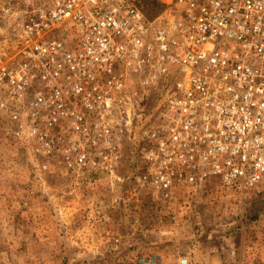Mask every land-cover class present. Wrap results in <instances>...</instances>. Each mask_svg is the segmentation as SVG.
Instances as JSON below:
<instances>
[{
    "label": "built area",
    "instance_id": "1",
    "mask_svg": "<svg viewBox=\"0 0 264 264\" xmlns=\"http://www.w3.org/2000/svg\"><path fill=\"white\" fill-rule=\"evenodd\" d=\"M156 1L0 0V169L57 219L100 180L126 223L206 183L264 197V0Z\"/></svg>",
    "mask_w": 264,
    "mask_h": 264
},
{
    "label": "rangeland",
    "instance_id": "2",
    "mask_svg": "<svg viewBox=\"0 0 264 264\" xmlns=\"http://www.w3.org/2000/svg\"><path fill=\"white\" fill-rule=\"evenodd\" d=\"M148 1L145 0L144 2L148 14H154L160 10H153L148 5ZM131 158L134 157L131 156ZM59 182V180L55 181L54 185L59 187ZM35 185L26 173L19 174V172L14 171L10 174H4L0 169V210L3 209V206L8 207V203L13 205V209L8 207L11 211H6L7 213L4 214L0 212V264H82V262L89 264H119L113 254L118 246L113 244V238L118 236L117 233L126 236L130 232H133L134 235L139 232L145 233V235L150 234V228L145 225L148 222L147 219L151 220L149 217L161 223H200L199 226L195 224L193 228L199 235L205 234V236L197 238L200 252L213 251L215 244L216 246L225 245V240L213 238V234L210 236L212 228L209 226L210 224H205L246 223L243 226L242 242L239 247V251L244 256L242 262L243 264H264V197L262 196L247 193L243 197L216 183H206L204 186L196 188L188 187L173 198L169 209L155 210V208H152L151 215H148L145 212L146 210L144 211L140 207L132 214L139 218L140 223H128L127 233L123 231V233H119L115 223H92V220L89 223H77L79 220H84L91 210L94 214H100L94 206H88L92 202L88 199L98 198V203L105 201L109 192L106 189V181L100 180L90 190V197L82 196L76 199L78 201L75 204L71 203L74 206L73 212H62L61 219L55 217L59 215L58 213L45 207V210L48 209L51 213L44 212L41 223H31L32 219L29 217L32 215V206L36 204V201L32 202V197L37 192L34 191ZM25 191L30 192V197L26 200L27 202L22 203ZM155 202L157 203L158 200ZM95 203H92V205H95ZM127 208L126 206L125 210L118 209L122 213L120 223L124 222V219L130 218L129 214L131 213ZM20 209L21 211H18ZM118 210L110 212V209H104L103 211L107 212L105 214L108 216V221H111L118 219V217L114 218V213L116 215ZM66 211L69 212L71 209H66ZM2 215L6 216L9 223L1 222ZM18 218L21 221H26V223H19ZM67 220H69V223ZM42 221H45V223H42ZM99 226H104L106 232L100 233L102 230ZM101 235L107 238L105 244L90 243L94 248L88 249L87 247L90 246L86 245V242H91L93 237ZM239 236L238 238L241 240ZM172 246H174V249L181 247L180 256L185 257V250L191 247L189 244L183 243ZM100 252L102 253L98 254ZM86 253L93 256L91 261L85 259ZM77 254L78 256H76ZM221 255L224 256L222 253ZM225 259H222L223 262L216 264H227V261H224ZM125 262L123 264H134L131 254Z\"/></svg>",
    "mask_w": 264,
    "mask_h": 264
},
{
    "label": "crops",
    "instance_id": "3",
    "mask_svg": "<svg viewBox=\"0 0 264 264\" xmlns=\"http://www.w3.org/2000/svg\"><path fill=\"white\" fill-rule=\"evenodd\" d=\"M54 177H51L49 179V184L54 185L55 181H58L59 178L57 175H53ZM37 191L38 193V188L35 185L34 191ZM34 193V197H32V202L36 201V204L32 206V215L29 217L32 219L31 223H41V220H43L44 217V212L46 213H51V211L45 210L46 208L44 207L43 203L41 202V196L40 194ZM99 195V193H98ZM84 197H90V192H87V194L84 195ZM81 198V197H80ZM88 200H91V204H88V206H94L96 211L101 214H105L107 212H104L102 207L98 205V198L93 199L89 198ZM151 200V199H150ZM150 200L146 199L144 201V205L147 206ZM78 201V200H77ZM76 200L72 201V204H75L77 202ZM87 201V200H86ZM95 203V205H92V203ZM98 203V204H97ZM6 205V204H5ZM8 207L13 209V205H10V203L7 204ZM72 206V205H71ZM6 206H3V209L0 210L2 214H4L6 211H11ZM44 207V208H43ZM73 207H71V211H65L64 213H72L73 212ZM146 208V207H145ZM70 210V209H67ZM125 210V209H123ZM18 211H21L18 210ZM76 211V210H75ZM116 212L117 214L115 215L114 213V218L118 217L116 220H111V221H102L99 217V215L94 214L91 211H89L85 217L84 220H79L77 223H89L92 220V223H115L116 229L119 231V233L126 232L127 233V228L129 227L128 223H125L126 220L124 219V222H119L121 218L120 215H122L121 212ZM114 212V211H110ZM109 212V213H110ZM146 214L151 215L152 211H145ZM7 213V212H6ZM106 215V214H105ZM21 217V215H20ZM56 217V216H55ZM151 220H148V222L145 223L147 228H150V234L145 235V233H137L136 235L129 237L126 236L125 234H118L117 235L120 237L119 244L116 248V251L113 253L114 258L119 261V264L126 263L125 261L128 260L129 255L131 254L132 259L133 256L137 251L140 249L144 250H156L158 251L162 257L164 262L169 264H177V260L181 254V247L175 248L172 245H181L183 244H189L191 247L188 248V250H185L186 257L188 258V264H201V263H207V264H216L218 262H223L222 259L226 258L224 261H227V264H243V253L239 251L240 243L242 242V233H243V226L246 223H208L205 225L211 226V234H213V238H218V240L223 239L225 240V245L220 244L216 246L215 244V249L210 252H200L198 250V241L197 238L205 236L204 235H199L195 230L193 229L195 227V224L199 226L198 223H161L159 221H156L155 219H152L149 217ZM20 221V222H19ZM2 223H9V220L6 219L5 215H2ZM19 223H26V221H21V219L18 218ZM69 223V220H67ZM42 223H45V221ZM204 225V224H203ZM100 227V226H99ZM207 229V228H206ZM100 230H102L100 233H104L105 227L101 226ZM123 231V232H122ZM241 238V240L238 238ZM207 236V235H206ZM209 237V236H208ZM86 239V237H84ZM97 241H95V240ZM83 240V239H82ZM92 241L86 242V245H89L90 247H87L88 249H93L94 246L92 247V244L90 243H103L105 244V241L107 238H105L104 235L93 237L91 239ZM84 241V240H83ZM172 249V250H171ZM102 252L98 253L101 254ZM224 254V256L221 255ZM78 256V254L76 255ZM103 257V255H102ZM84 258V256H83ZM88 259L91 261V258L93 259V256H91L89 253L85 254V259ZM246 258V257H245ZM121 261V262H120ZM82 264H89L87 262H82Z\"/></svg>",
    "mask_w": 264,
    "mask_h": 264
},
{
    "label": "trees",
    "instance_id": "4",
    "mask_svg": "<svg viewBox=\"0 0 264 264\" xmlns=\"http://www.w3.org/2000/svg\"><path fill=\"white\" fill-rule=\"evenodd\" d=\"M148 3H149L148 5H150L153 8V10H159L161 8V6H162L156 0H149Z\"/></svg>",
    "mask_w": 264,
    "mask_h": 264
}]
</instances>
